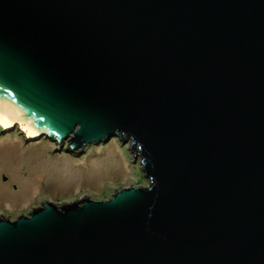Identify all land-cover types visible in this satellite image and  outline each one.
<instances>
[{
  "label": "water",
  "instance_id": "water-1",
  "mask_svg": "<svg viewBox=\"0 0 264 264\" xmlns=\"http://www.w3.org/2000/svg\"><path fill=\"white\" fill-rule=\"evenodd\" d=\"M0 120L148 180L1 214L0 264H264V0H0Z\"/></svg>",
  "mask_w": 264,
  "mask_h": 264
},
{
  "label": "rangeland",
  "instance_id": "rangeland-1",
  "mask_svg": "<svg viewBox=\"0 0 264 264\" xmlns=\"http://www.w3.org/2000/svg\"><path fill=\"white\" fill-rule=\"evenodd\" d=\"M16 128V127H15ZM0 125V215L14 220L40 206L78 200L109 199L118 187L148 185L131 145L111 137L81 152L65 151L43 136L26 141L17 129Z\"/></svg>",
  "mask_w": 264,
  "mask_h": 264
},
{
  "label": "bare ground",
  "instance_id": "bare-ground-1",
  "mask_svg": "<svg viewBox=\"0 0 264 264\" xmlns=\"http://www.w3.org/2000/svg\"><path fill=\"white\" fill-rule=\"evenodd\" d=\"M0 125L4 128H7V126L0 120Z\"/></svg>",
  "mask_w": 264,
  "mask_h": 264
},
{
  "label": "flooded vegetation",
  "instance_id": "flooded-vegetation-1",
  "mask_svg": "<svg viewBox=\"0 0 264 264\" xmlns=\"http://www.w3.org/2000/svg\"><path fill=\"white\" fill-rule=\"evenodd\" d=\"M28 213H29V212H28ZM28 213H27V214H28Z\"/></svg>",
  "mask_w": 264,
  "mask_h": 264
}]
</instances>
